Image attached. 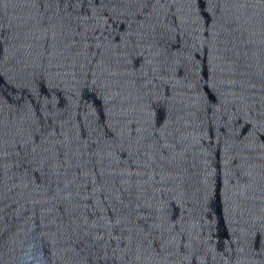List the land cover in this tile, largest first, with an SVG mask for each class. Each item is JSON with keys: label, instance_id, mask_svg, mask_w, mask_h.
<instances>
[{"label": "water", "instance_id": "obj_1", "mask_svg": "<svg viewBox=\"0 0 264 264\" xmlns=\"http://www.w3.org/2000/svg\"><path fill=\"white\" fill-rule=\"evenodd\" d=\"M0 111L94 264H264V0H0Z\"/></svg>", "mask_w": 264, "mask_h": 264}]
</instances>
